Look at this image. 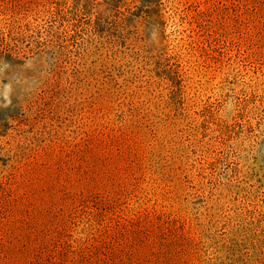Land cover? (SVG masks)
<instances>
[{
  "label": "rangeland",
  "instance_id": "1",
  "mask_svg": "<svg viewBox=\"0 0 264 264\" xmlns=\"http://www.w3.org/2000/svg\"><path fill=\"white\" fill-rule=\"evenodd\" d=\"M0 264H264V0H0Z\"/></svg>",
  "mask_w": 264,
  "mask_h": 264
}]
</instances>
